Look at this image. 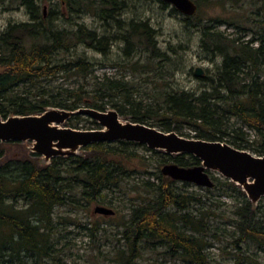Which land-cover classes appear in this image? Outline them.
Instances as JSON below:
<instances>
[{
  "label": "trees",
  "instance_id": "1",
  "mask_svg": "<svg viewBox=\"0 0 264 264\" xmlns=\"http://www.w3.org/2000/svg\"><path fill=\"white\" fill-rule=\"evenodd\" d=\"M43 1L48 0H20L30 18L0 30V114L7 117L41 113L49 106L67 109L87 106L106 110V102L100 101L103 98L100 94L114 95L113 90L119 91L122 87L117 81L108 79L105 81L107 86L100 82L95 88L100 93L92 91L88 84L94 83L87 76L94 61L79 53L77 46L84 44L97 51H106L110 46L109 38L85 23H78L76 29L56 26L55 10L45 13L41 8ZM59 4L69 11H90L107 21L124 22L120 18L124 0H60ZM193 16L195 14H186V19ZM129 22L123 32L127 54L135 56L147 52L149 57L158 56L154 30L147 20ZM210 30L211 26L204 25L207 38L213 34ZM259 36L262 41L256 48L241 43L233 45L234 51L225 53L213 90H204L199 95L186 90L166 91L165 117L154 119L152 112L136 113L131 120L165 131H179L182 121L195 131L194 137L227 141L264 155V79L259 73L264 65V32ZM213 44V48H224L218 41ZM62 52L65 55L61 56ZM252 70L255 71L252 73ZM60 72L79 73L84 82L78 86L50 84L47 87L45 79L56 77ZM109 103L120 115L128 114L118 101L110 100ZM232 117L242 126L236 125ZM93 121L98 123L96 119ZM243 126L254 130L253 138ZM8 141L0 140V159L6 153L5 142ZM132 144L145 143L127 139L97 141L81 147L89 149L90 153L86 155H57L49 161H44L41 154L40 159L12 156L0 160V264H25L30 258L36 261L59 258L60 234L54 223L56 207L75 201L78 192L88 200H105L106 190L120 187L132 170H138L126 164L130 157L140 156ZM146 149L161 154L157 159L160 164L201 163V159L192 153ZM210 173L214 186L200 187L208 191L220 189V194L230 196L235 191L240 197L235 204V229L231 240L236 253L231 263L222 264H262L264 196L254 204L236 182L213 171ZM158 179V183L146 180L150 195L141 197L131 206L129 217L120 230L124 243L121 247L116 245V263L136 264L147 249L154 250L160 244L165 247L163 254L170 258L209 264V248L213 244L209 235L216 210L214 201L204 193L181 189L177 185L181 180L164 174L161 168ZM96 232L97 228L92 229L91 235L97 238Z\"/></svg>",
  "mask_w": 264,
  "mask_h": 264
},
{
  "label": "rangeland",
  "instance_id": "2",
  "mask_svg": "<svg viewBox=\"0 0 264 264\" xmlns=\"http://www.w3.org/2000/svg\"><path fill=\"white\" fill-rule=\"evenodd\" d=\"M59 1L41 2V8L45 13L55 10L56 26L76 29L78 23H85L89 28H94L99 34L109 38L110 46L106 51H97L84 44H79L77 51L94 61L93 68L87 76L94 83L88 84L92 91L100 93L101 91L95 88L100 82L107 86L108 82L105 81L108 79L117 81L116 83L122 87L119 91L113 90L116 93L114 95L102 92L100 95L103 98L100 101L106 102V109L115 108L109 103L110 100L118 101L128 112L127 115H121L123 120H130L136 113L148 112L153 113L154 119L165 117L166 111L164 112L163 108L166 91L186 90L199 95L204 90H213L225 53L234 51L233 45L241 43H248L250 47L256 48L262 41L259 35L264 32V2L260 0H195L198 8L190 20L170 2L124 0V8L120 15L123 19L121 21L124 22L115 19L107 21L90 11H69L60 6ZM29 18L28 10L20 4V0L0 1L1 31L11 23ZM134 19L147 20L153 28L154 38L159 47L158 56L149 57L147 52L135 56L127 54L123 32L130 24L129 20ZM204 25L211 26L210 32L213 33L210 35L211 38L204 34ZM216 33L220 35H215ZM216 41L224 48H213ZM62 55L65 53L62 52ZM197 67L202 69L201 75L195 74ZM254 71L252 70V73ZM259 73L264 79V65L261 66ZM45 81L47 87L50 84L78 86L84 82L79 73L73 72H60L58 76L47 78ZM93 119L87 114H79L66 120L63 125L80 129L100 127L101 125L95 123ZM232 119L236 121V125L242 126L237 118ZM179 124L181 127L178 133L185 137L197 138L193 136L195 131L188 124L182 121ZM243 130L249 133L250 138L254 137V130L247 126H243ZM9 141L5 142L6 153L0 160L12 156L41 158L40 154H33L32 140ZM131 146L140 156L130 157L126 164L129 168L138 170H132L131 175L120 187L106 190L105 200H88L78 192L75 201L56 207L54 223L57 225L56 231L60 234L59 258L47 257V260L39 261L30 258L25 264H117L115 249L116 245L121 247L124 243L120 230L129 217L131 206L139 202L141 197L150 195L145 181L158 183V171L163 165L157 161L161 154L149 151L146 144ZM78 152L81 155L90 153L88 148H80ZM177 185L188 192L204 193L209 200L214 201L216 210L212 216L213 226L209 235L213 242L209 248L211 254L209 264L231 263L234 252L236 253L231 240L232 231L235 229L234 209L240 200L239 195L235 191L231 192V196L220 194V189L208 191L200 187L201 185L182 180ZM97 205L110 207L114 212L109 214L97 212L95 211ZM94 228H97V238L91 235ZM164 250L165 247L160 244H157L154 250L147 249L139 256L136 264H193L183 258H170L163 254ZM261 263L264 264V258H261Z\"/></svg>",
  "mask_w": 264,
  "mask_h": 264
},
{
  "label": "water",
  "instance_id": "3",
  "mask_svg": "<svg viewBox=\"0 0 264 264\" xmlns=\"http://www.w3.org/2000/svg\"><path fill=\"white\" fill-rule=\"evenodd\" d=\"M165 1L188 15L194 14L198 8L195 0ZM195 73L201 75L202 69L197 67ZM78 113L91 116L101 126L80 129L63 125ZM118 139L145 143L167 153L188 152L201 159V163L196 165L164 163L161 171L174 179L212 187L215 181L210 171H213L240 185L254 204L264 196V155L227 141L189 138L175 130L165 131L144 122L123 120L115 108L101 110L81 106L67 109L49 106L41 113L11 114L7 117L0 114V140H32V151L41 154L44 161L57 155L77 154L81 147L93 142ZM95 211L105 214L114 212L105 205H97Z\"/></svg>",
  "mask_w": 264,
  "mask_h": 264
},
{
  "label": "bare ground",
  "instance_id": "4",
  "mask_svg": "<svg viewBox=\"0 0 264 264\" xmlns=\"http://www.w3.org/2000/svg\"><path fill=\"white\" fill-rule=\"evenodd\" d=\"M196 74V73H195Z\"/></svg>",
  "mask_w": 264,
  "mask_h": 264
}]
</instances>
